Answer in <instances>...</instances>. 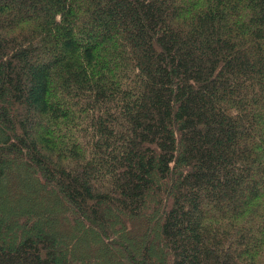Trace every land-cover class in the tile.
I'll return each mask as SVG.
<instances>
[{
    "label": "trees",
    "instance_id": "trees-1",
    "mask_svg": "<svg viewBox=\"0 0 264 264\" xmlns=\"http://www.w3.org/2000/svg\"><path fill=\"white\" fill-rule=\"evenodd\" d=\"M0 201V264H264V0H0Z\"/></svg>",
    "mask_w": 264,
    "mask_h": 264
},
{
    "label": "rangeland",
    "instance_id": "rangeland-1",
    "mask_svg": "<svg viewBox=\"0 0 264 264\" xmlns=\"http://www.w3.org/2000/svg\"><path fill=\"white\" fill-rule=\"evenodd\" d=\"M30 197H28V199H29ZM0 203H1V205H3V203H2V201H0Z\"/></svg>",
    "mask_w": 264,
    "mask_h": 264
}]
</instances>
